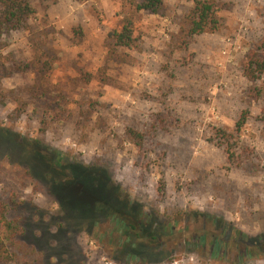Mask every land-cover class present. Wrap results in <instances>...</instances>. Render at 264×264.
Here are the masks:
<instances>
[{"label":"rangeland","instance_id":"374dc122","mask_svg":"<svg viewBox=\"0 0 264 264\" xmlns=\"http://www.w3.org/2000/svg\"><path fill=\"white\" fill-rule=\"evenodd\" d=\"M211 1L221 29L187 44L193 0H165L158 14L125 0H32L29 29L4 31L1 62L27 64L41 44L57 67L47 91L33 70L0 84V207L23 228L0 264H264V75L245 72L251 54L264 60V0ZM123 10L139 41L123 49L130 62L109 57ZM54 156L104 171L161 235L126 241L132 231L82 183L48 172Z\"/></svg>","mask_w":264,"mask_h":264},{"label":"trees","instance_id":"16d2710c","mask_svg":"<svg viewBox=\"0 0 264 264\" xmlns=\"http://www.w3.org/2000/svg\"><path fill=\"white\" fill-rule=\"evenodd\" d=\"M136 11H150L152 13H161L165 9V0H125ZM194 5L187 15L183 30H185L184 43H188L189 38L194 35H200L206 32L216 33L221 29L222 23L217 17L216 5L211 0H193ZM35 14V8L32 0H0V41L6 29H29V19ZM118 23L108 34L109 57L117 58L123 62L131 61V54L123 49L138 50L139 41L135 36V12L123 10L118 13ZM261 49L264 50V40ZM57 67L53 57L43 50L41 44H37L33 59L27 64L13 62L7 64L0 61V84L6 77L14 72H27L33 70L39 75L38 88L47 91L48 75ZM245 72L249 79L256 80L264 75V60L259 55H250L245 62ZM93 76L89 74L86 80ZM1 88V87H0ZM60 96V95H59ZM0 97H7L0 89ZM21 112V111H20ZM247 121V112H244L240 121L237 122V130L245 125ZM220 139L223 143L231 142V134L219 130ZM128 134L134 139H140L142 144L143 134L134 128L128 129ZM232 147L233 143L231 142ZM36 150V149H35ZM34 150V151H35ZM230 159L234 152L229 147L227 149ZM60 158L57 161L56 156L44 161V165L49 169L52 175L62 174L71 181H78L88 190V201L93 199L98 209L108 210L111 217L117 223H120L126 230L132 231L126 238L132 240L133 236L149 237V240L158 238L161 234L152 232L151 227L146 226L140 220L139 202L130 199L121 186L115 185L112 180L102 170L83 167L77 164H60ZM60 168V170H58ZM85 201L87 197L81 195ZM91 198V199H90ZM101 201V202H100ZM9 212L8 204L0 207V258L4 260H13L17 256L19 243L17 237L23 234V228L17 220H11L7 217ZM133 215V216H132ZM138 230V231H137ZM158 233V234H157ZM264 240V236L262 237ZM220 246L217 243L216 250ZM261 250L264 251V243H261Z\"/></svg>","mask_w":264,"mask_h":264}]
</instances>
